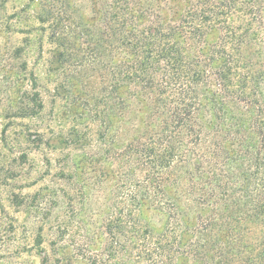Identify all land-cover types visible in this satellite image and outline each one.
<instances>
[{"label":"trees","instance_id":"1","mask_svg":"<svg viewBox=\"0 0 264 264\" xmlns=\"http://www.w3.org/2000/svg\"><path fill=\"white\" fill-rule=\"evenodd\" d=\"M8 1L2 142L66 151L68 210L50 252L41 247L47 214L37 220L41 264H264V0H27L10 14ZM46 31L61 69L86 59L99 77L94 108L73 100L69 110L98 121L93 147L77 125L46 128V138L9 130L41 119L25 52ZM14 33L27 35L25 46Z\"/></svg>","mask_w":264,"mask_h":264},{"label":"rangeland","instance_id":"2","mask_svg":"<svg viewBox=\"0 0 264 264\" xmlns=\"http://www.w3.org/2000/svg\"><path fill=\"white\" fill-rule=\"evenodd\" d=\"M26 1L9 0L6 11L10 14L14 11V7ZM46 34L47 31L42 35L40 48L38 43H29L25 52L28 71L34 72L40 86L38 90L44 105L41 119L18 120L9 130L18 132L25 127L33 133L39 129L46 138L50 135L49 128L54 133L60 130L65 133L70 127L77 125L78 129L88 134L93 147L97 144L98 121L84 114L80 108H94V99L92 101L89 99L100 96L99 77L87 70L89 65L86 59L78 67L61 69L57 58L53 55V45L46 40ZM38 35L40 36V33ZM25 39L27 35L24 33L12 35V43L17 45L25 46ZM66 78L70 83L65 84V87L62 82ZM79 91L85 92L84 95L81 93L80 96ZM86 94L88 97H85ZM73 100L80 103V108L71 113L69 110ZM85 100H88L87 103ZM80 113L82 115L79 117ZM6 122L0 112V264H41L39 247L35 246V237L40 225L37 220L47 214L44 217L46 223L42 231L44 242L41 247L50 252L51 248L48 244L51 240H55L57 234L55 227L52 226L65 220L68 210L66 200L62 196L65 182L59 180V169L63 166L61 160L66 151H50L43 146L36 147L33 144H24L21 149L18 147L9 149L10 145L5 147L2 142L1 134ZM11 136L14 138V135ZM23 149L28 155L26 161L22 163L20 160H14L18 159ZM76 153L72 152V154ZM8 169L14 173V179L5 182L4 176ZM104 186L105 190L92 192V205H89L91 212L101 208L103 194L107 192V184L104 183ZM14 195L15 201H13ZM94 200L95 204H93Z\"/></svg>","mask_w":264,"mask_h":264}]
</instances>
